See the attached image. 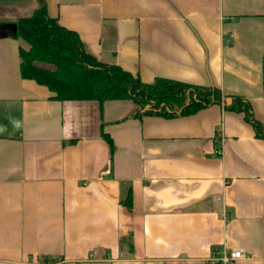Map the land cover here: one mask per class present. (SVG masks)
<instances>
[{"label":"crops","instance_id":"0c3cea01","mask_svg":"<svg viewBox=\"0 0 264 264\" xmlns=\"http://www.w3.org/2000/svg\"><path fill=\"white\" fill-rule=\"evenodd\" d=\"M44 1L98 61L218 88L264 127V0ZM36 6L0 0V22ZM20 47L0 37V264H208L231 249L264 264V139L243 113L57 101L21 77Z\"/></svg>","mask_w":264,"mask_h":264},{"label":"trees","instance_id":"16d2710c","mask_svg":"<svg viewBox=\"0 0 264 264\" xmlns=\"http://www.w3.org/2000/svg\"><path fill=\"white\" fill-rule=\"evenodd\" d=\"M15 24L16 31L8 27ZM20 39L28 49L19 48L20 75L46 87L57 101L131 100L136 105L133 117L154 115L165 118L187 116L212 104L243 113L256 137L264 139V127L252 113L250 104L232 97L230 105L215 87H204L175 80L156 79L143 83L137 76L117 65L105 64L86 52L78 35L47 15L44 0H37L32 13L12 22H0V37ZM103 140L113 151L112 140L105 133ZM124 204L130 208L128 192Z\"/></svg>","mask_w":264,"mask_h":264},{"label":"built area","instance_id":"2783aa9c","mask_svg":"<svg viewBox=\"0 0 264 264\" xmlns=\"http://www.w3.org/2000/svg\"><path fill=\"white\" fill-rule=\"evenodd\" d=\"M245 257L242 251L237 249L214 252L209 258L208 264H234Z\"/></svg>","mask_w":264,"mask_h":264},{"label":"water","instance_id":"95a60500","mask_svg":"<svg viewBox=\"0 0 264 264\" xmlns=\"http://www.w3.org/2000/svg\"><path fill=\"white\" fill-rule=\"evenodd\" d=\"M7 25H8L9 28L12 29L13 32L16 31V26H15V24L8 23ZM230 103H231V99H230V98H226V100H225V104H226V105H229Z\"/></svg>","mask_w":264,"mask_h":264}]
</instances>
